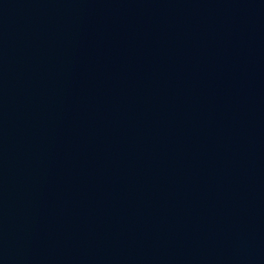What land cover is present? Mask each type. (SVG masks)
Masks as SVG:
<instances>
[{"label": "water", "instance_id": "obj_1", "mask_svg": "<svg viewBox=\"0 0 264 264\" xmlns=\"http://www.w3.org/2000/svg\"><path fill=\"white\" fill-rule=\"evenodd\" d=\"M0 264H264V0H0Z\"/></svg>", "mask_w": 264, "mask_h": 264}]
</instances>
